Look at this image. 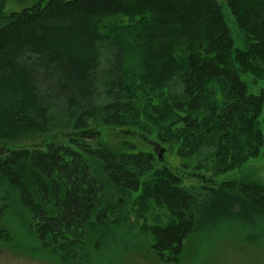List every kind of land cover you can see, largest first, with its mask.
I'll use <instances>...</instances> for the list:
<instances>
[{"label":"trees","instance_id":"trees-1","mask_svg":"<svg viewBox=\"0 0 264 264\" xmlns=\"http://www.w3.org/2000/svg\"><path fill=\"white\" fill-rule=\"evenodd\" d=\"M8 1L0 0V144L137 127L217 177L264 151V91L250 94L242 80L264 75V0H225L245 49L235 47L217 0H36L10 14ZM8 151L0 187L17 195L55 264H105L104 247L117 251L112 233L132 235L130 212L151 201L167 211L145 226L166 263L180 264L186 243L224 220H264V185L187 188L152 152L115 153L79 137ZM245 241L264 250V232Z\"/></svg>","mask_w":264,"mask_h":264},{"label":"rangeland","instance_id":"rangeland-1","mask_svg":"<svg viewBox=\"0 0 264 264\" xmlns=\"http://www.w3.org/2000/svg\"><path fill=\"white\" fill-rule=\"evenodd\" d=\"M217 2L221 6L230 28L235 47L244 48V39L236 27L226 1L217 0ZM35 3L36 0H30L25 5H20L19 0H9L6 12L8 14L20 12L25 7H32ZM242 80L248 85L250 94L260 95L264 91V75L259 78L242 75ZM260 121L264 134V105ZM72 137L82 138L92 147L104 146L115 153L152 152L162 164L181 176L184 187L187 188H201L204 185L211 186L214 183L239 179L264 185V151L258 158L249 160L240 169L217 177L208 170L195 169L196 162L194 160L181 159L176 156L175 151L171 152L168 147L161 144L155 133L149 135L137 127L92 126L85 133H74L69 130L51 135H39L15 144L1 143L0 154H6L9 152L8 150L21 149L45 151L50 144L70 146ZM92 166L97 174L101 173L99 164L92 161ZM1 183L0 181V185ZM5 192L9 194L7 201L2 199ZM139 196L140 194H136L134 199H138ZM4 206H8L9 209L6 215L0 219V264H55L52 254L48 257L45 252H41V245L31 227L29 213L22 206L17 195L2 184L0 187V208ZM130 214L133 225L132 235L119 233V231L112 233L115 237H112V240H115L114 244L117 241V251L112 249L113 247H110L109 244L104 247V256L107 257L105 264H174L162 261L153 251L154 238L145 228V226L154 225L159 220L165 221L167 211L154 206L151 201L150 207L141 210L136 206L135 211H131ZM262 232H264V220L260 218L255 220L254 227L243 225L235 218L224 220L216 231L209 232L203 239L189 240L186 243L180 264H264V250L260 252L245 241L246 238L253 236L261 237ZM203 246L205 249L202 253L205 256L200 255L197 258L196 254H200L199 251Z\"/></svg>","mask_w":264,"mask_h":264},{"label":"bare ground","instance_id":"bare-ground-1","mask_svg":"<svg viewBox=\"0 0 264 264\" xmlns=\"http://www.w3.org/2000/svg\"><path fill=\"white\" fill-rule=\"evenodd\" d=\"M142 2V1H141ZM138 9V8H137ZM260 25V24H259ZM239 47H241V46H239ZM245 49V48H244ZM247 51V50H246ZM250 51V50H249ZM231 55V54H230ZM261 56V55H260ZM229 57V56H228ZM216 58V57H215ZM195 61V60H194ZM213 61V60H212ZM250 61V60H249ZM243 64H245V63H243ZM244 67V66H243ZM227 68V67H226ZM231 69V68H230ZM210 74V73H209ZM206 75V74H205ZM198 76V75H197ZM224 79V78H223ZM192 87V86H191ZM233 90V89H232ZM233 95V94H232ZM189 109V108H188ZM223 109V108H222ZM157 111V110H156ZM225 114V113H224ZM205 128V127H204ZM195 130V129H194ZM241 133V132H240ZM239 133V134H240ZM194 138V137H193ZM202 138V137H201ZM239 139V138H238ZM238 143V142H237ZM196 148V147H195ZM256 206V205H255ZM118 211V210H117ZM177 254V253H176Z\"/></svg>","mask_w":264,"mask_h":264}]
</instances>
